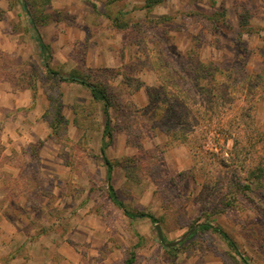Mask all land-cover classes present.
Wrapping results in <instances>:
<instances>
[{
	"label": "rangeland",
	"instance_id": "374dc122",
	"mask_svg": "<svg viewBox=\"0 0 264 264\" xmlns=\"http://www.w3.org/2000/svg\"><path fill=\"white\" fill-rule=\"evenodd\" d=\"M73 77L109 93L113 186L158 224L109 199L105 106ZM6 88L29 100L0 99V137H24L10 155L0 148V189L60 256L264 264V0H0Z\"/></svg>",
	"mask_w": 264,
	"mask_h": 264
},
{
	"label": "crops",
	"instance_id": "0c3cea01",
	"mask_svg": "<svg viewBox=\"0 0 264 264\" xmlns=\"http://www.w3.org/2000/svg\"><path fill=\"white\" fill-rule=\"evenodd\" d=\"M8 90L6 88L3 94L0 93L1 106L5 109L19 108L20 104L18 103L22 97H25L26 101L29 100L27 92L15 94ZM6 111L9 112V110ZM10 138L16 140L10 144L8 142ZM0 141V148L2 149L3 146L4 152L10 155V152L16 147L15 145L24 141V137L20 138L17 132L5 128ZM54 156L55 154L52 158ZM13 194L5 189H0V264H79L76 256H70L68 259L60 256L61 248L58 243L56 244L54 234L49 236L37 234L39 224L33 219L35 215L33 212L28 213L31 216L30 220L27 214L19 218L14 216L15 212L21 214V211L19 212L18 202L15 201L13 204L10 201L16 200ZM72 239L74 240L73 237ZM23 246L26 255H17ZM57 254L58 260L55 256ZM79 262L90 264L91 259L80 254Z\"/></svg>",
	"mask_w": 264,
	"mask_h": 264
},
{
	"label": "trees",
	"instance_id": "16d2710c",
	"mask_svg": "<svg viewBox=\"0 0 264 264\" xmlns=\"http://www.w3.org/2000/svg\"><path fill=\"white\" fill-rule=\"evenodd\" d=\"M33 23V21H31ZM38 44H39V50L42 57L45 59V62L48 63L47 57L50 55L49 47L44 43L41 36H38ZM64 80V79H63ZM73 82H78L80 85L86 86L91 91V96L94 101L100 102L104 104V116H105V127H104V136H103V148L101 149V157L103 160V163L106 166L107 170V183H108V191H109V199L112 201V203L118 207L120 210L123 211L124 215L131 219V220H138V219H148L153 224H158L159 219H157L155 216L147 213H132L128 211L122 201H120L118 194L113 186V173H114V166L112 162L108 159L106 156V148L109 147L113 141V133H112V117L110 113L111 109V103H110V96L107 92L106 88H103L101 86L91 84L86 82L85 80H76L75 77L71 80ZM203 231L213 232L215 234H219L222 236V238L228 243V245L233 249L236 253H239L237 246L233 242V240L230 238V236L223 231L219 227H214L213 225L205 224L201 227ZM241 256V255H240ZM242 260L245 264H249V262L242 256ZM136 256L135 254H131V257L126 261V264H135Z\"/></svg>",
	"mask_w": 264,
	"mask_h": 264
},
{
	"label": "water",
	"instance_id": "95a60500",
	"mask_svg": "<svg viewBox=\"0 0 264 264\" xmlns=\"http://www.w3.org/2000/svg\"><path fill=\"white\" fill-rule=\"evenodd\" d=\"M158 232H159V234H160V238H161V240H163V238H162V236H161V231H160L159 228H158Z\"/></svg>",
	"mask_w": 264,
	"mask_h": 264
}]
</instances>
